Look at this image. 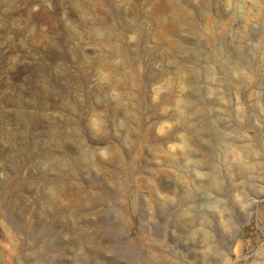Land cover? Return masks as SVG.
I'll use <instances>...</instances> for the list:
<instances>
[{"label":"rangeland","instance_id":"rangeland-1","mask_svg":"<svg viewBox=\"0 0 264 264\" xmlns=\"http://www.w3.org/2000/svg\"><path fill=\"white\" fill-rule=\"evenodd\" d=\"M0 264H264V0H0Z\"/></svg>","mask_w":264,"mask_h":264}]
</instances>
